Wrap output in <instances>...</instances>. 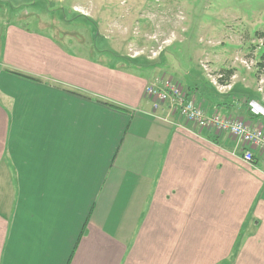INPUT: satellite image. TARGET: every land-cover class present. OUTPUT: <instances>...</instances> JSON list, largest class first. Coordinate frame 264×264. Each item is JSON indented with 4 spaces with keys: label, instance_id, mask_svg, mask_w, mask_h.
<instances>
[{
    "label": "crops",
    "instance_id": "1",
    "mask_svg": "<svg viewBox=\"0 0 264 264\" xmlns=\"http://www.w3.org/2000/svg\"><path fill=\"white\" fill-rule=\"evenodd\" d=\"M9 6L0 0V264H264V155L246 163L238 140L171 102L154 111L145 91L161 78L134 56L61 43L10 20ZM230 86L184 89L208 116L264 128L248 111L264 98Z\"/></svg>",
    "mask_w": 264,
    "mask_h": 264
},
{
    "label": "rangeland",
    "instance_id": "2",
    "mask_svg": "<svg viewBox=\"0 0 264 264\" xmlns=\"http://www.w3.org/2000/svg\"><path fill=\"white\" fill-rule=\"evenodd\" d=\"M2 1L10 3V20L40 28L61 43L84 40L94 56L104 49L142 59L141 72L154 79H171L183 88L195 81L210 85L211 79L264 98V42L258 37L264 0Z\"/></svg>",
    "mask_w": 264,
    "mask_h": 264
},
{
    "label": "built area",
    "instance_id": "3",
    "mask_svg": "<svg viewBox=\"0 0 264 264\" xmlns=\"http://www.w3.org/2000/svg\"><path fill=\"white\" fill-rule=\"evenodd\" d=\"M145 94L153 100L154 111L159 109L160 104L171 102L179 115L187 122L195 124L200 129L228 134L238 140L243 145L242 159L246 163L255 162V150L264 155L263 127H252L242 118L222 114L208 116L180 83L161 78L148 87ZM248 111L251 116L264 119L263 104L252 103Z\"/></svg>",
    "mask_w": 264,
    "mask_h": 264
},
{
    "label": "trees",
    "instance_id": "4",
    "mask_svg": "<svg viewBox=\"0 0 264 264\" xmlns=\"http://www.w3.org/2000/svg\"><path fill=\"white\" fill-rule=\"evenodd\" d=\"M258 37L260 38V39H262L263 40V42H264V31L263 32H260V33H258ZM137 59V58H136ZM136 59H134V60H131V61H135V63H137L136 62ZM261 59H262V61H263V63H261L262 64V66L261 67H263L264 68V53L262 54V56H261ZM138 60V59H137ZM138 61H142V59H139ZM260 64V65H261ZM137 65H140L139 63L137 64ZM231 73V72H230Z\"/></svg>",
    "mask_w": 264,
    "mask_h": 264
}]
</instances>
